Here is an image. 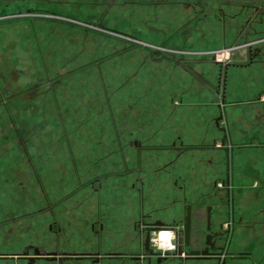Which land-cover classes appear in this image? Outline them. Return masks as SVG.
Here are the masks:
<instances>
[{"label": "crops", "instance_id": "crops-1", "mask_svg": "<svg viewBox=\"0 0 264 264\" xmlns=\"http://www.w3.org/2000/svg\"><path fill=\"white\" fill-rule=\"evenodd\" d=\"M189 1L138 3L180 5L181 18L171 28L158 25L165 38L157 41L121 32L125 47L108 53L92 72L105 104L87 101L93 91L80 95L89 102L81 109L72 92L52 94L67 111L62 131L76 126L72 140L66 134L69 154L60 150L55 163L67 169L70 159L75 182L60 187L62 197L47 192L43 215L17 233L12 250L0 251V264H135L133 257L144 255L140 223L180 228L185 204L191 206L192 248L203 247L207 206L210 229L227 230L226 240L216 241L220 260L168 257L158 263L151 257L143 264L264 261V220L249 202L264 188V8L223 0L212 9L211 0ZM223 50L227 68L219 90L221 70L212 54ZM48 187L56 189L52 182ZM221 205L229 219H222ZM33 248L42 256H33ZM25 249L34 261L17 256ZM52 252L55 261L43 256Z\"/></svg>", "mask_w": 264, "mask_h": 264}, {"label": "rangeland", "instance_id": "rangeland-1", "mask_svg": "<svg viewBox=\"0 0 264 264\" xmlns=\"http://www.w3.org/2000/svg\"><path fill=\"white\" fill-rule=\"evenodd\" d=\"M142 1L172 0H0V27H9L0 31V251L12 250L17 233L26 231L31 219L43 215L39 210L45 208L47 192L62 197L66 191L60 187L75 182L70 159L65 170L55 163L60 150L69 154L66 134L72 140L76 126L62 131L67 111L58 108L52 94L66 89L78 98L93 91L87 101L95 98L97 104H105L107 96L95 90L100 84L95 83L99 79L92 72L96 73L98 62L108 53L125 47L122 34L132 32L157 41L165 38L157 31L158 25L171 28L181 18L180 5L155 9L141 7L138 3ZM211 1L213 9L223 0ZM231 1L264 8V0ZM128 46L133 50L135 45ZM83 100L80 97L75 106L81 109L89 103ZM69 112L73 115L74 110ZM49 182L55 190L46 189ZM256 194L261 198L249 202L256 204L253 212L263 221L264 188ZM220 208L225 210L222 219L229 217L228 207ZM261 242L263 257L264 238ZM246 249L244 246L241 251ZM256 260L254 264H258Z\"/></svg>", "mask_w": 264, "mask_h": 264}, {"label": "water", "instance_id": "water-1", "mask_svg": "<svg viewBox=\"0 0 264 264\" xmlns=\"http://www.w3.org/2000/svg\"><path fill=\"white\" fill-rule=\"evenodd\" d=\"M154 53L158 54L159 51L155 50ZM217 63V62H216ZM220 66V70L222 68L221 63H217ZM224 69L227 68V65L223 66ZM221 117L219 116L216 119L215 123L218 125V120ZM223 131V129H221ZM210 206L206 207V227L208 233L205 235L203 239V247L202 248H192L190 241V228H191V206L189 204H185L183 207V216L180 221L181 227L177 228L178 223H172L166 225L161 221H154L153 223H145L144 221L141 223L143 225L141 231L143 234L142 247L144 251V255L146 260H150L151 257L156 259V262H160L162 260H166L168 257L176 258L177 260H187L191 258H212L216 260H220V256L222 254V247H219L215 244V240L213 237L217 236V233L213 232L210 229ZM160 228H169L174 235V249L169 255H161L158 252H154L150 247V233L152 231L158 230ZM19 257L27 256V249H25L22 253L17 255ZM33 256H42L37 248H33ZM43 256H48L50 261H55L57 253H46ZM62 256H73L68 253H63ZM29 262L34 261V257H25ZM136 259L137 257H133Z\"/></svg>", "mask_w": 264, "mask_h": 264}, {"label": "built area", "instance_id": "built-area-1", "mask_svg": "<svg viewBox=\"0 0 264 264\" xmlns=\"http://www.w3.org/2000/svg\"><path fill=\"white\" fill-rule=\"evenodd\" d=\"M213 60L217 63H223L224 54L214 52L212 54ZM150 247L154 252H158L161 255H169L174 249V235L169 228H160L150 233ZM145 255H140L136 258L135 264H143Z\"/></svg>", "mask_w": 264, "mask_h": 264}, {"label": "flooded vegetation", "instance_id": "flooded-vegetation-1", "mask_svg": "<svg viewBox=\"0 0 264 264\" xmlns=\"http://www.w3.org/2000/svg\"><path fill=\"white\" fill-rule=\"evenodd\" d=\"M224 70V67H222L221 71ZM220 71V72H221ZM224 84V83H223ZM223 88V87H222ZM227 195L225 193H223V196L221 197V200H223V204L225 203V201H227ZM141 228L143 227V225L140 223L139 225ZM227 230H221L217 233V236L213 237V239L215 240V244L216 241H222L224 242L226 240V236H227ZM140 255H135V257H139Z\"/></svg>", "mask_w": 264, "mask_h": 264}, {"label": "bare ground", "instance_id": "bare-ground-1", "mask_svg": "<svg viewBox=\"0 0 264 264\" xmlns=\"http://www.w3.org/2000/svg\"><path fill=\"white\" fill-rule=\"evenodd\" d=\"M224 66V65H223ZM222 66V67H223ZM222 69V68H221ZM223 72V73H222ZM224 77H225V73H224V70L221 71V74H220V78H219V86H220V89H222V86H223V83H224ZM231 168V166H230Z\"/></svg>", "mask_w": 264, "mask_h": 264}]
</instances>
